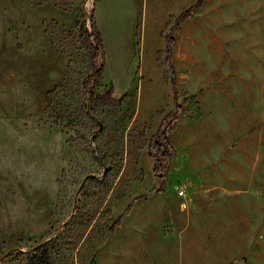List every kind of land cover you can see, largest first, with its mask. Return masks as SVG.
<instances>
[{
    "label": "rangeland",
    "instance_id": "rangeland-1",
    "mask_svg": "<svg viewBox=\"0 0 264 264\" xmlns=\"http://www.w3.org/2000/svg\"><path fill=\"white\" fill-rule=\"evenodd\" d=\"M196 1L0 0V264H264V0Z\"/></svg>",
    "mask_w": 264,
    "mask_h": 264
},
{
    "label": "trees",
    "instance_id": "trees-1",
    "mask_svg": "<svg viewBox=\"0 0 264 264\" xmlns=\"http://www.w3.org/2000/svg\"><path fill=\"white\" fill-rule=\"evenodd\" d=\"M201 0H197L191 6L185 8L183 12L179 15L178 20L183 21L188 17L192 16L193 11L197 9L200 5ZM90 27H85L83 29V34L87 42L89 59L91 63V71L83 77V85L86 90V93L90 98L95 102L108 101L113 102L116 99L113 97V88L109 87L102 93L94 94L93 89L99 84L101 80V72L103 69V60H102V41L100 37L99 30L97 28L93 9L90 15ZM170 27H176V24H172ZM166 57L171 56L172 51V42L166 41L165 45ZM171 66V62H169ZM175 91V90H174ZM171 128V127H170ZM152 144L156 146L158 151L157 162H163L161 160L163 156H170L172 154L171 149H169L170 142L167 138V134L164 130L157 131L156 134L152 137ZM162 156V157H161ZM121 214L116 218L113 225H117L121 220ZM54 241L55 237H52L49 240H46L32 248L26 250L27 263L26 264H53V252H54Z\"/></svg>",
    "mask_w": 264,
    "mask_h": 264
},
{
    "label": "built area",
    "instance_id": "built-area-1",
    "mask_svg": "<svg viewBox=\"0 0 264 264\" xmlns=\"http://www.w3.org/2000/svg\"><path fill=\"white\" fill-rule=\"evenodd\" d=\"M167 124H168V125H167ZM170 126H171V124L168 123V121H166L165 124H163V126H162V128H163L162 130H164L165 132H168V129H169ZM179 192H180V193H183V190L180 189Z\"/></svg>",
    "mask_w": 264,
    "mask_h": 264
},
{
    "label": "crops",
    "instance_id": "crops-1",
    "mask_svg": "<svg viewBox=\"0 0 264 264\" xmlns=\"http://www.w3.org/2000/svg\"><path fill=\"white\" fill-rule=\"evenodd\" d=\"M188 218H189V214H188ZM183 225H188V223L187 222H183Z\"/></svg>",
    "mask_w": 264,
    "mask_h": 264
}]
</instances>
